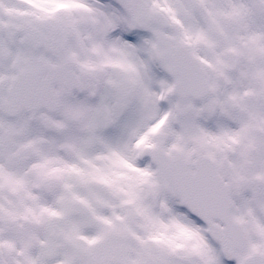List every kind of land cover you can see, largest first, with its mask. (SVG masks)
Returning a JSON list of instances; mask_svg holds the SVG:
<instances>
[{"label": "snow or ice", "instance_id": "obj_1", "mask_svg": "<svg viewBox=\"0 0 264 264\" xmlns=\"http://www.w3.org/2000/svg\"><path fill=\"white\" fill-rule=\"evenodd\" d=\"M0 264H264V0H0Z\"/></svg>", "mask_w": 264, "mask_h": 264}]
</instances>
